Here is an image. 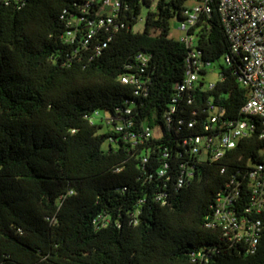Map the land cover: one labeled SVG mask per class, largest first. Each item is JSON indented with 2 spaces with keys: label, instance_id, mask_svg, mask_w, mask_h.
Returning a JSON list of instances; mask_svg holds the SVG:
<instances>
[{
  "label": "trees",
  "instance_id": "obj_1",
  "mask_svg": "<svg viewBox=\"0 0 264 264\" xmlns=\"http://www.w3.org/2000/svg\"><path fill=\"white\" fill-rule=\"evenodd\" d=\"M188 1L121 0L110 22L104 0H0V264H264V212H245L264 118L248 116L254 131L219 159L184 142L246 118L249 96L219 0L192 30L203 61L224 60L221 76L177 95L190 48L171 19ZM146 127L158 133L141 141ZM232 179L237 213L261 220L254 252L208 225Z\"/></svg>",
  "mask_w": 264,
  "mask_h": 264
},
{
  "label": "built area",
  "instance_id": "obj_2",
  "mask_svg": "<svg viewBox=\"0 0 264 264\" xmlns=\"http://www.w3.org/2000/svg\"><path fill=\"white\" fill-rule=\"evenodd\" d=\"M193 5H188L184 10L181 19L180 29L185 35L180 39L189 48L187 56V68L182 81L177 85V95L195 89L199 80L203 77L202 71L207 69L210 61L201 59V52L196 48V35L192 28L196 25L203 12L211 11L212 0H193ZM121 9V0H104L102 10H106L110 16L108 20L113 21ZM218 10L224 25L225 32L231 43V52L241 54L242 69L239 74V81L249 89V96L241 108V112L247 115L246 118L236 121H223L220 127L227 126L228 129L216 133L215 135L197 134L185 139V143L192 145L194 153L201 154L204 158L211 155L213 159L224 156L227 149L236 147L238 141L250 135L255 124L250 121V117L264 118V0H219ZM91 36V35H90ZM226 61H231V55L226 56ZM219 72V78H220ZM122 81L138 83V78L133 74L123 75ZM216 83V82H215ZM215 83H209L208 88L215 87ZM177 98L173 101L176 102ZM188 103L193 102L192 96L188 98ZM176 111V105L172 104L170 112ZM219 107L210 105V120L213 123L220 120ZM95 116H99L96 111ZM111 122L109 117L108 123ZM195 121H190L189 126H193ZM208 128V126H206ZM122 130V126H116ZM156 130L146 127L139 136L142 141L156 135ZM131 135V132L128 133ZM134 136V134H132ZM264 136V128L260 134ZM192 173L187 170L181 172L178 186H181L186 177H191ZM251 180L252 195L250 206L245 212H264V160L254 164L249 171ZM234 179L230 180L227 187L217 194L215 211L209 226L220 230V236L224 241L231 244L243 243L249 251L254 252L258 243V231L261 220H251L246 215L237 213L234 201L239 197V189L234 186ZM196 257L205 263L209 258L203 251H197Z\"/></svg>",
  "mask_w": 264,
  "mask_h": 264
},
{
  "label": "rangeland",
  "instance_id": "obj_3",
  "mask_svg": "<svg viewBox=\"0 0 264 264\" xmlns=\"http://www.w3.org/2000/svg\"><path fill=\"white\" fill-rule=\"evenodd\" d=\"M194 1L189 0L188 5H193ZM147 8H145L141 14V18L139 19L138 23L135 25L136 30H142L144 28L145 24V16H146ZM181 20L178 17H174L171 19V29H170V36L181 39L185 32L180 29ZM224 60L220 59L218 61L209 63L207 65L208 72L203 75V78H205L206 86L209 83H215L219 79V72H220V64L223 63ZM104 114V112L102 113ZM107 130V126L105 125L103 129H101V133L105 132ZM155 133H158V130L155 131ZM108 147V141L104 143V148Z\"/></svg>",
  "mask_w": 264,
  "mask_h": 264
}]
</instances>
